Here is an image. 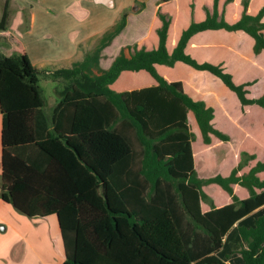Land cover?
Instances as JSON below:
<instances>
[{"label": "trees", "instance_id": "trees-1", "mask_svg": "<svg viewBox=\"0 0 264 264\" xmlns=\"http://www.w3.org/2000/svg\"><path fill=\"white\" fill-rule=\"evenodd\" d=\"M146 6L48 71L49 113L0 51V197L57 217L60 264H264V0Z\"/></svg>", "mask_w": 264, "mask_h": 264}, {"label": "crops", "instance_id": "crops-1", "mask_svg": "<svg viewBox=\"0 0 264 264\" xmlns=\"http://www.w3.org/2000/svg\"><path fill=\"white\" fill-rule=\"evenodd\" d=\"M142 1L144 0H0V19L5 9L7 12L6 23L4 27H0V51L9 54L21 47L46 82L49 79L48 71L69 67L82 60L99 37L118 22L124 13L128 15L126 28L130 27L131 20L138 15L136 11ZM132 3L134 6L130 10ZM73 16L86 21L85 24L79 28L72 27L75 19ZM174 41L172 39L171 43ZM38 78L43 89L39 75ZM55 96L54 104L58 100L57 95ZM50 216L40 218L44 220ZM30 219L34 217L28 218L17 212L11 203L0 197V264H4L2 259H5V264L10 261L13 264H34V251L37 252L40 248L38 243H41L44 252L47 251L42 244L43 237L32 232L34 229L28 224ZM55 222L60 241L57 217ZM60 242L63 252L62 241Z\"/></svg>", "mask_w": 264, "mask_h": 264}, {"label": "rangeland", "instance_id": "rangeland-1", "mask_svg": "<svg viewBox=\"0 0 264 264\" xmlns=\"http://www.w3.org/2000/svg\"><path fill=\"white\" fill-rule=\"evenodd\" d=\"M155 0H146L147 6L143 11V14L141 15V21L143 22L144 26L148 23V16L151 15L153 10V3ZM136 2H134L135 5ZM133 3L130 4V10L133 8ZM75 19L72 21V27H81L85 24L86 21L78 18L77 16H73ZM85 18V17H84ZM138 29V28H135ZM144 29V27H143ZM36 28L34 29V31ZM138 32V31H135ZM118 43V41H117ZM116 43V44H117ZM91 44H88L90 46ZM93 46V44H92ZM56 51V50H55ZM108 54V53H107ZM55 59V58H54ZM107 58L104 60L106 61ZM104 61H102V66L105 67ZM237 66H240L239 64ZM40 77V81L43 84V96L46 101V111H51L53 105H54V98L57 91H60L62 89V84H58L57 82L53 81L52 79H48L46 82L43 79L42 73L38 74ZM225 122V121H224ZM17 211V210H16ZM19 212V211H17ZM27 216V215H26ZM28 217V216H27ZM29 218V217H28ZM54 219V220H53ZM31 221L28 223L32 229V232L38 233L40 237H43L42 244L43 247L47 250L44 252V249L42 248L41 243H38L39 249L34 251V264H59L61 261H63V252L61 251V240L59 241V235H57V229H56V216L51 215L47 219L42 220L40 217H34V219H30ZM44 222V223H43ZM43 223V224H42ZM229 238L226 240V245L224 246L223 253L225 254H231L232 248L238 247L237 239L235 236L234 229L231 228L228 233ZM53 237V238H52ZM28 242L26 241V244ZM221 249V250H222ZM43 253V254H41ZM222 255V254H221ZM48 256V257H47ZM231 257V256H230ZM5 259H2V262L5 264ZM9 262V261H8ZM9 264H13V262L10 261Z\"/></svg>", "mask_w": 264, "mask_h": 264}]
</instances>
